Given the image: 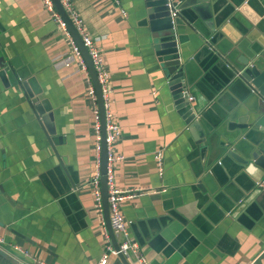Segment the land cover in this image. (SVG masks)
Here are the masks:
<instances>
[{"label": "crops", "instance_id": "crops-1", "mask_svg": "<svg viewBox=\"0 0 264 264\" xmlns=\"http://www.w3.org/2000/svg\"><path fill=\"white\" fill-rule=\"evenodd\" d=\"M68 1L108 73L112 148L122 156L113 185L135 191L118 204L126 236L113 234L116 245L134 243L149 264H264V191L244 193L247 177L238 183L221 152L233 134L226 117L249 92L227 61L251 57L264 69V0L179 1V19L198 25L176 38L197 128L173 103L143 0ZM68 35L40 0H0V264H95L103 249L91 182L97 103L87 69L59 63L74 43ZM23 83L48 101L53 134ZM124 260L134 264L130 253Z\"/></svg>", "mask_w": 264, "mask_h": 264}, {"label": "water", "instance_id": "water-1", "mask_svg": "<svg viewBox=\"0 0 264 264\" xmlns=\"http://www.w3.org/2000/svg\"><path fill=\"white\" fill-rule=\"evenodd\" d=\"M181 1V0H179ZM54 8L64 20L67 30L77 46L81 57L84 61L87 73L89 75L91 84L95 91L96 103L101 122V151H100V197L101 209L107 232L114 248L117 247L114 242L112 230L109 225L108 206L106 202V186L104 179L105 170V145H104V122H103V108L100 86L96 79L95 70L92 66L90 58L87 54L86 48L82 45L80 36L75 27L67 17L65 11L60 6L58 0H52ZM179 3L177 6V14L175 17L170 16V7L167 5V0H143V5L146 13V21L148 25L150 45L155 55L158 57H165L163 62L165 76L167 77V85L172 96L173 103L176 105L177 112L182 115L186 124H191L192 127L197 128V120L195 119L196 112L192 109L193 105L188 100V81L185 79V70L179 65L176 59L178 54L176 47V38L179 30L188 28L196 29L198 27L196 21L191 24L187 21H181L180 16L181 6L186 5ZM183 4V5H181ZM180 18V19H179ZM186 22V23H183ZM209 32L214 31V26L210 22H206ZM204 38L210 37L202 33ZM213 38V37H212ZM173 56V57H171ZM253 60V61H252ZM227 61V60H226ZM237 63L230 60L227 61L228 66L235 72L239 80H241L248 87V94L245 98V103L240 105V108L230 113L229 121H226V129L231 132V138L225 137V144L221 146V152L224 160L232 159V177L238 182V178L242 175L247 177V185L242 186L244 193L258 194L264 191V69L258 66L259 61L246 56L238 57ZM28 103L31 104L34 115L40 116L45 130L48 134H53L52 129V114L48 101L43 99L41 94H33L30 89L23 83ZM234 116H236L234 118ZM238 116V117H237ZM201 135V133H199ZM234 144V145H230ZM204 160V158H203ZM221 163V161H219ZM239 183V182H238ZM247 188V189H246ZM253 194V195H254ZM0 255L4 253L0 250ZM117 257L123 261L125 260L121 254Z\"/></svg>", "mask_w": 264, "mask_h": 264}, {"label": "built area", "instance_id": "built-area-1", "mask_svg": "<svg viewBox=\"0 0 264 264\" xmlns=\"http://www.w3.org/2000/svg\"><path fill=\"white\" fill-rule=\"evenodd\" d=\"M43 8L48 11L51 19L57 24L58 29L61 31L63 35L69 37L68 31L66 28V24L64 20L61 18L59 13L55 10L53 6L52 0H40ZM62 9L70 14V18L72 20L73 26L78 32L82 45L86 48L87 54L90 58L92 66L95 70L96 79L100 86L101 98H102V108H103V122H104V145H105V170H104V179L106 186V202L108 206V215H109V225L114 235H123L125 234V222L119 213L118 204L125 198H129L135 194V191L132 190H121L116 188L113 185V164L116 161L122 159V156L113 152V142L118 138L119 129L115 125L112 120V115L110 112V90L107 87L108 81V73L105 70L101 56L99 54L98 49L93 44L92 40L83 32L81 29L80 20L74 14L71 5L68 0H58ZM116 1V0H113ZM168 7L170 9V16L175 17L177 14V6L179 5V0H167ZM70 53L64 59H60L59 63L67 65L70 61H75L80 70L86 71V67L84 61L81 57V54L77 48V46L70 42ZM57 63V62H56ZM88 94L92 99L93 103L96 101V96L94 89L89 86ZM192 96H188V100H192ZM92 128L94 132V151H95V174L91 178V182L93 185L92 195L95 207L100 211L101 210V197H100V188H99V177H100V151H101V122L100 116L97 108L93 110V120H92ZM154 158L158 163V168L160 169V152L157 151L154 154ZM103 224V223H102ZM104 245L101 252L100 257L97 259L95 264H105L108 256H117V254H121L124 259L127 258L130 253L133 257L134 264H149L148 261L140 254L137 250V247L134 243L123 240L117 244V247L114 248L111 245L110 238L108 236L107 231L104 229ZM0 242H2L0 238Z\"/></svg>", "mask_w": 264, "mask_h": 264}, {"label": "trees", "instance_id": "trees-1", "mask_svg": "<svg viewBox=\"0 0 264 264\" xmlns=\"http://www.w3.org/2000/svg\"><path fill=\"white\" fill-rule=\"evenodd\" d=\"M54 6V5H53Z\"/></svg>", "mask_w": 264, "mask_h": 264}]
</instances>
